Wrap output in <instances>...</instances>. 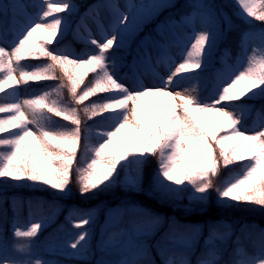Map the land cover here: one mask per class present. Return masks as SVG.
Masks as SVG:
<instances>
[{"label":"snow or ice","instance_id":"1","mask_svg":"<svg viewBox=\"0 0 264 264\" xmlns=\"http://www.w3.org/2000/svg\"><path fill=\"white\" fill-rule=\"evenodd\" d=\"M25 7L19 0H0V28L5 27L9 20L16 24L18 16H27ZM75 7L72 0H42V6L36 15L27 17V22L17 34L11 50L0 46V73H3L0 78V93H4L6 89L14 90L21 81L25 84L40 80L61 81L51 92L45 91L36 98L0 103V114H8L0 118V134L10 132L7 137L0 135V147L6 148L5 151H0V178L38 182L62 193L71 191L68 185L81 141V120L77 107L61 103V90L67 87L76 105L83 104L98 93H110L104 102L92 103L83 109L85 114H90L89 118L101 112H111L108 119L112 124L108 130L99 133L103 139L96 147L86 145L85 158L75 168L81 195L113 186L119 178L118 165L123 169L128 163L135 162L140 165L150 156H158V186L177 195L188 191L190 186V199L198 201L206 200L205 194L213 186L212 177L218 174L221 163L227 167L237 161H247L242 166V175L226 180L224 187L217 189L218 198L225 204L243 200L264 205V125L258 130H251L249 134L250 130L241 123L242 113L229 111L230 104L223 103L238 101L245 96L248 99L264 97V50L254 49L247 56L248 34H245L241 47L246 66L242 70L234 71L226 81L217 85L218 91L212 102L202 100L196 94L195 86L191 89L185 88L183 92L177 91L181 81L199 79L200 73L194 76L187 74L196 69H206L217 44L218 32L215 25L219 21L209 20V27L197 32L194 24L197 12L193 11L182 18L193 32L188 37L192 42L186 47L182 62L176 64L166 77H161L158 85L130 87L117 76V58L115 53L109 55V50L113 48L114 42L117 50L124 47L123 33L129 31L136 19L131 13V6L128 14L118 12L115 16L110 36L102 33V39L97 40L89 34L87 43L95 46V52L73 57L59 47L50 50L48 45L53 42L59 45L63 41L68 30V21L59 14L67 10L71 15ZM192 7L202 9L206 6L196 3ZM237 7L240 9L238 15L244 16L246 13L247 16L264 21V0H237ZM49 17L50 21L47 19ZM224 21L229 28L232 27L226 16ZM38 30L46 31L49 39H36L35 33ZM117 33L121 34L119 39ZM260 39L264 43V33L260 34ZM30 58H46L47 62L29 70L21 62ZM80 69L85 71L81 73ZM89 73L94 74L93 79L77 94L84 76ZM64 78L67 79V84L63 83ZM53 95L57 99H51ZM142 98L163 100L159 110L153 101L149 113L146 114L141 106ZM193 112L205 114V123L215 122L208 114L221 118L222 123L215 131H222L224 134L217 136ZM49 113L63 117L74 127L50 128ZM11 129L15 131H10ZM125 129H130L135 134L134 137L123 136L117 140ZM29 138L35 141L31 146L26 144ZM110 145L114 147L106 152ZM89 151L93 153L90 160L86 159ZM121 161L125 163L122 164ZM158 222L157 217L153 225ZM89 223L91 216L85 215L74 227L80 228ZM41 227L40 223H32L24 230L14 226L13 236L33 238L38 235ZM146 234L148 233L139 229L136 232L137 236ZM88 237L89 233L85 230L68 243L67 247L76 250L73 255L83 253ZM213 239L223 240L224 237L212 232L205 244L211 245ZM260 241L258 256L245 259L246 253L237 247L234 256L238 258L233 259L230 264H264V231L260 234ZM173 243L185 248L191 246L189 238L174 239ZM31 248L32 244H16V255L12 256L8 253L7 245L0 240V264H49L46 260L34 257ZM106 248H138V251L111 264H138L137 256L145 254L142 247L133 243L132 236H127L122 241L113 234L107 241L102 242L101 250ZM157 251L162 256L163 264H188L183 258L166 257L159 247ZM208 257L210 258L200 259L198 264H218L219 256L216 252H209ZM99 264L110 262L101 260Z\"/></svg>","mask_w":264,"mask_h":264},{"label":"trees","instance_id":"2","mask_svg":"<svg viewBox=\"0 0 264 264\" xmlns=\"http://www.w3.org/2000/svg\"><path fill=\"white\" fill-rule=\"evenodd\" d=\"M101 1L106 0H72L76 6L75 11H73L71 15L67 13V10L59 14L61 17H66L68 21V30L65 33L64 39L59 45L55 42L48 45L49 49L51 50L52 48L59 47L62 50L68 51L73 57L95 52V46L87 43L88 37L82 33L78 34L74 30L73 25L75 23H80L83 17H87L89 15L91 8L94 5L101 3ZM209 1H212L215 6L225 10V12L230 15L232 22L235 25L229 33H226V35H223L222 33L220 34L217 48L214 50L211 57L212 60L208 62L207 68L196 69L191 73H200L198 81L202 85L204 92L199 95V97L206 102H208L211 92L210 90H212L216 81L214 79L215 68L217 66L223 67V65L219 62L220 57L226 55L232 62H234L236 59L241 58L244 54L241 42L245 34H248V36H254L257 35V33H264V21L256 19L255 17L247 16L246 13L244 16L238 15L240 9L237 7V0ZM5 2H7V0H5ZM153 2V6H151L152 8L148 7L152 9V12L150 19L144 26L145 29L143 31L136 30L132 34L130 38L131 40L124 43V47L122 49L117 50L114 42L113 48L109 50V55L115 53L120 54L123 57L124 68L117 73V76L121 79L125 74H127V72H134L133 60L140 57L139 49L142 48L143 39L148 36L154 41L158 48H161V44L164 40L162 38L161 26L172 22L180 23L183 21V17L189 16L193 11H195L192 5L196 4L194 3V0H154ZM208 5L212 8L211 4ZM16 27L17 24H12L11 20H9L5 27L0 28V36H3V30L10 29L9 36L10 38L15 39L18 33L13 29ZM35 38L46 41L49 39V36L48 33H44L35 36ZM258 50H264V43L260 45ZM46 62V58H30L22 61L21 63L29 70H34L36 66H41ZM79 71L83 73L85 69H80ZM2 76L3 73H0V78H2ZM93 77V73H89L87 76H84L83 83H81L78 88L77 94H79V92L89 84ZM17 79H19L18 75ZM60 83V80L29 81L27 84L21 81V83L16 86L14 90L6 89L5 92L1 94L6 95V93H9V96L13 100L32 99L43 95L45 91L51 92ZM63 83H68L66 78L63 79ZM61 93V103L77 107L79 118L81 120V141L77 149V157L73 165L71 181L68 185L71 191L62 193L56 189H52L49 185H44L38 182L12 181L10 178H0V233L2 234L4 240H11L14 237V226L19 227L20 225L19 210L16 209L14 204V196L23 197V199H25V221L28 220L27 217L29 216V204L31 200L35 198H47L48 200L54 201L58 200L64 206L62 213L56 214L53 221L39 222L42 227L39 230L38 235L32 238L33 241L31 242L44 243L49 236L59 232L60 227L63 224H67L68 219L66 216L71 208L79 209V211L85 212L86 215L91 216V223L80 227L82 231L87 230L89 233L87 247L83 253L80 255H73L76 250L70 249L65 254L60 255L61 260L68 264H97L96 260L100 255V252L95 249L98 242V231L96 228L97 222L100 220V216L103 215L102 210L99 212L94 211L98 204H103L105 206L104 208H107L111 205H121L122 203H139L150 208L156 214L164 216L168 222L178 221L183 224H202L209 227L211 225L210 223L215 222L216 220L234 219L242 225L244 223H248L257 225L260 224L264 226V205H257L243 200L230 201V203L225 204L218 198L217 189H222L226 180L242 175V166L246 164L247 161H237L227 167H224L221 163L218 174L212 177L213 186L209 189L208 193L205 194L207 197L205 201L190 199V196L192 195L190 186L188 191L181 192L178 195L160 188L156 179L159 164L158 156H150L143 164L140 165L135 162L128 163L127 167L123 169H121L118 165L117 170L119 172V178L113 186L103 191L95 189L81 195L80 184L78 183L75 168L80 163L81 159L85 158L84 153L86 145L91 148L96 147L103 139L99 133L108 130L107 127L112 124V121L108 119V117L112 115L111 112H101L96 116H91V118H89L90 114H85L83 109L92 103L104 102L105 98L110 95V93H98L95 96L89 97L88 100L80 105H76L72 100L69 88L65 87L61 90ZM50 98L57 99L55 95ZM153 101L157 110H159L161 104H159L156 98L141 99V106L146 114L149 113ZM224 103H232L236 108L235 111L238 114L242 113V124L250 125L257 114H260L261 112L264 114V97L248 99V97L245 96L238 101ZM6 115L8 114H0V118H4ZM48 115L51 117V121L48 125L50 128L59 129L65 126L74 127V125H71L70 121H65L63 117H58L54 113H49ZM193 115L197 116L201 123L204 124V126L210 131H213L217 136L224 134L222 131H215V129L222 123L221 118L208 114L211 120L215 122L205 123V114L193 112ZM31 127L35 130L34 126ZM10 131H15V129H11ZM0 135L7 137L10 135V132ZM134 135L135 134L132 133L130 129L124 130L121 136L116 139L119 140L123 136L134 137ZM33 143H35V141L31 138L26 141L28 146H31ZM57 143H59V141H57ZM113 147L114 145H110L105 151L109 152ZM5 150L6 148L0 147V151ZM92 155L93 153L89 151L86 159L90 160ZM121 163L123 164L125 162L121 161ZM185 183L187 184V182ZM174 187L184 186L174 185ZM224 199L228 200L229 198ZM157 203L169 204L173 207L179 208L180 206H186L190 207V210L188 212L185 211L182 213V211H179L176 213V210L173 212L171 207H163ZM177 214H179V219L175 217ZM153 237L154 238L148 240L150 247L146 257L139 260L138 264H163L162 256L157 251V247L162 250L161 246L163 244H167L169 242L171 243L173 241L170 227L159 230V232H156ZM223 237V240L213 239V243L211 245L216 248V246L226 244V246L230 245L231 249L228 250L225 246L218 251L211 250L209 252H216L218 254V264H230L233 259L238 258L234 256V252L237 247H240V237L236 234L233 240L229 235ZM242 249L246 253V256L244 257L245 259H249L260 254V250L257 247H254V250L249 251L248 253L246 252V249ZM208 253L203 252L202 249L198 250L196 255H181L180 252L168 251V253H165V256L172 257L174 259H186L188 264H198L200 259L210 258L208 257ZM49 264L52 263L49 262Z\"/></svg>","mask_w":264,"mask_h":264},{"label":"rangeland","instance_id":"3","mask_svg":"<svg viewBox=\"0 0 264 264\" xmlns=\"http://www.w3.org/2000/svg\"><path fill=\"white\" fill-rule=\"evenodd\" d=\"M154 0H106L101 1V3L94 5L87 17H83L80 23H75L74 30L78 34H84L89 38L91 34L92 38L97 40L102 39V33L111 34V28L115 23V16L118 12H123L125 14L129 13L131 6V13L135 15V23L132 24L129 31L123 33L124 43L131 40L132 34L138 30L143 31L145 28L146 22L151 17V12ZM20 3L26 5L24 12L27 16L21 15L17 18V27L13 30L17 33L20 32L23 25L27 22V17L35 16L36 13L40 10L42 6V0H19ZM194 3H201L205 5V8L195 9L197 15L195 17V28L199 32L205 27H209L208 21L215 20L219 21L215 25L218 32L217 44L214 50L217 48L218 41L220 39V34L223 35L229 33L235 24H233L232 19L225 10H222L220 7L215 6L212 1L209 0H194ZM208 4L212 5V8ZM150 7V8H148ZM75 11V9H74ZM141 11V12H140ZM140 12V13H139ZM203 13L204 15H201ZM231 22L232 27L229 28L228 24L225 23L224 17ZM49 21L51 17L47 18ZM131 19V16H130ZM162 38L164 39L161 48L153 42L149 37L144 38L143 45L140 50V57L134 59V73H128L123 76L122 82L126 83L130 87H139L141 85L146 87H151L153 85L160 84L161 77H166L170 70L174 69L176 64L182 62L183 57L186 55V47L190 45L192 41L188 39L189 36L193 35L192 29L190 26L185 24L183 21L172 22L169 24H163L161 26ZM10 29H5L2 31L3 36H0V45H3L9 51L14 42V38L9 36ZM224 32V33H223ZM47 33L44 30H38L35 33V36ZM260 34L254 36H248L247 47L248 51L247 56L252 54V51L258 50L262 41L260 39ZM118 39L121 35L117 33ZM179 41V42H178ZM213 50V52H214ZM213 55V53H212ZM117 58L118 71L123 68V58L119 54H115ZM212 57V56H211ZM212 60V58H210ZM209 60V61H210ZM173 61L175 63H173ZM219 62L223 67L217 66L215 69L214 79L216 80L212 90H210V98L208 102H212L215 97V93L218 91L217 85L223 81H226L234 71L242 70L246 66L245 54L241 58L236 59L232 62L229 57L221 56ZM196 73H189L188 76H194ZM18 75V74H17ZM179 79V77H177ZM193 86L196 88V94L199 96L203 91L202 85L198 80L185 79L177 86L176 90L183 92L185 88L191 89ZM159 104L162 103L163 98H156ZM13 99L9 96V93L6 95L0 93V103L11 102ZM224 103V102H223ZM230 104L229 111H235L236 108L232 103ZM238 114V113H237ZM240 114V113H239ZM243 120V117L242 119ZM261 125H264V114H257L252 120L250 125L243 124V126L249 129V134L251 130L259 129ZM110 126V125H109ZM107 127V129L109 128ZM129 130V129H125ZM14 204L16 209L19 210V228L24 230L27 227H30L32 223H39L45 221H53L56 214L62 213L64 206L58 200H48L47 198H35L31 200L29 204V216L27 221H25L26 214L24 210L25 199L23 197L14 196ZM163 207H171L172 211L176 213L179 211L188 212L190 207L180 206L173 207L169 204H161ZM103 204H98L94 211L99 212L102 210L103 215L100 216V220L97 222V244L95 249L100 252V255L97 257V264L101 260L110 262L118 261L124 258L125 255H131L133 252L138 251V248L132 249H116V248H106L101 250L102 242L107 241L109 237L116 234V238L120 240H125L127 236H132L133 243L137 246L142 247L144 255H138L137 260L144 259L147 255L149 249L148 240L154 238L156 232L163 230L166 227H170L171 235L174 239L180 238H189L191 240V246L188 248L183 247L173 243V241L161 246L162 250L166 253L168 251L180 252L181 255H196L198 250L203 252H209L211 250L218 251L226 246L206 245L205 241L209 238L212 232L217 233L219 236H228L233 240L235 234L240 237V247L246 249V252L253 251L254 247L259 248L260 250V234L264 231V226L257 224H248L236 222L234 219H221L216 220L215 222L210 223L209 227L199 224H183L180 222L172 221L168 222L167 219L153 212L150 208L141 205L139 203H122L121 205H111L110 207L104 208ZM90 212V211H88ZM87 212V213H88ZM86 213L79 211V209L71 208L67 213V224H63L59 232L54 235L49 236L44 243L31 242L32 238H15L11 240H4L2 234L0 233V240L8 247L9 255L15 256L14 245L16 244H32L31 253L34 257H39L43 260H46L52 264H68L61 260L60 255L65 254L71 248L67 247L68 243L73 241L76 236L82 232L81 228L74 227V224L78 220L85 216ZM159 218V222L153 225L155 218ZM179 219V214L175 215ZM71 221V222H70ZM235 222V223H233ZM215 223V224H213ZM242 225V226H241ZM141 232L148 233L146 235L137 236V230ZM123 234V235H121ZM228 245V244H227ZM226 248L229 250L231 246L228 245ZM227 252V251H226Z\"/></svg>","mask_w":264,"mask_h":264}]
</instances>
